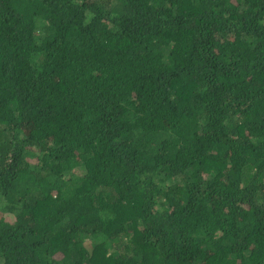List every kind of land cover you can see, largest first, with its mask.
Here are the masks:
<instances>
[{"label": "trees", "instance_id": "16d2710c", "mask_svg": "<svg viewBox=\"0 0 264 264\" xmlns=\"http://www.w3.org/2000/svg\"><path fill=\"white\" fill-rule=\"evenodd\" d=\"M0 264H264V0H0Z\"/></svg>", "mask_w": 264, "mask_h": 264}]
</instances>
